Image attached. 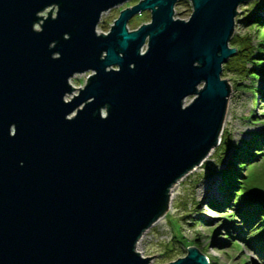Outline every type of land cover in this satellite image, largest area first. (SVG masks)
Listing matches in <instances>:
<instances>
[{
  "label": "water",
  "instance_id": "water-1",
  "mask_svg": "<svg viewBox=\"0 0 264 264\" xmlns=\"http://www.w3.org/2000/svg\"><path fill=\"white\" fill-rule=\"evenodd\" d=\"M128 1L0 0V264H148L140 238L221 142L223 65L251 0H189L187 20L185 0H139L98 33ZM166 264L209 263L190 246Z\"/></svg>",
  "mask_w": 264,
  "mask_h": 264
},
{
  "label": "rangeland",
  "instance_id": "rangeland-1",
  "mask_svg": "<svg viewBox=\"0 0 264 264\" xmlns=\"http://www.w3.org/2000/svg\"><path fill=\"white\" fill-rule=\"evenodd\" d=\"M261 2L263 0H251L238 7L234 35L249 34L253 36L254 44L257 43L258 37L251 31L252 21L248 17L264 18V6H261ZM119 9L118 7L113 8L102 15L97 27L98 33H107L110 30L119 16ZM144 13L134 16L128 22L130 30H135L150 21L149 15ZM191 13V1L185 0L176 4L175 18L187 20ZM232 58L223 66L228 64ZM255 61L260 62V59ZM248 67L257 69L253 64H249ZM252 72L259 73V76L255 80L248 78L244 80L243 83L253 86V90L245 91L237 90L235 83V80L238 79L237 75L233 73L227 75L224 70L221 75L222 79L227 80L231 89L222 135L224 131H228L237 145H240L242 141L250 140L253 133L260 132L264 127V78L261 79L263 73L261 71ZM91 74L92 71L78 74L70 80L72 86L77 89L73 94L67 96L66 100H71L73 95L78 93V88L85 86L87 78ZM192 98H187L186 104ZM254 151L259 153V150L254 149ZM213 154L214 152L205 161L214 163L213 173L208 174L204 168L205 165H201L175 184L170 192L169 211H166L140 238L137 251L143 257L155 255L148 264L168 263L165 252L167 247L173 244L175 237L180 238L183 242L187 241L186 246L181 248L183 252L179 258L186 255L185 251L188 247L194 246L206 256L211 264H264V260L259 258L257 252L242 242L239 236H236L244 231L239 218H235L232 223L236 228L231 230L234 240L229 237L226 222L231 219L228 216L233 214L231 206L234 202L233 197L229 194L235 193L232 190L236 188L230 186L227 187L228 191L226 192L221 190L224 181L222 175L217 172ZM228 157H231V152ZM260 160L262 162L256 166L248 162L242 164L244 170L240 172L242 176L236 178L237 186H240L242 182H249L250 179L252 182L256 181L257 186L264 182V156ZM221 168H225V166H218V170ZM194 239H197V245H193Z\"/></svg>",
  "mask_w": 264,
  "mask_h": 264
},
{
  "label": "trees",
  "instance_id": "trees-1",
  "mask_svg": "<svg viewBox=\"0 0 264 264\" xmlns=\"http://www.w3.org/2000/svg\"><path fill=\"white\" fill-rule=\"evenodd\" d=\"M260 4L264 6V0ZM248 18L252 21L251 31L258 37L257 43L254 44L253 36L249 34L244 36L233 35L230 46L236 49V53L229 63L223 66L225 74L233 73L237 75L236 78L238 79L235 80V83L239 91L253 90L252 85L243 83L246 78L257 79L259 73L252 71H261L263 73L261 79L264 78V18H258L257 16ZM256 59H260V62H256ZM249 64L255 65L257 69L249 68ZM254 149L259 150V153H256L258 151H254ZM230 152L231 157L229 158L228 154ZM213 155H215L213 160L216 161L217 172L222 175L224 181L221 190L226 192L228 191L227 187L230 186L236 188L232 190L235 193L229 194L234 199L231 206L233 214L228 216L232 220L226 222L229 237L234 240L231 230L236 228L232 223L235 218H239L242 221L244 231L239 235L236 234V236H239L242 242L248 245L249 248L254 249L259 258L264 260V182L257 186L256 181H253V183L250 179L249 182H242L240 186L236 185V178L242 176L240 172L244 170L243 163L248 162L256 166L262 162L260 159L264 156V127L260 132L253 133L250 140L242 141L240 145L234 143L233 137L228 131H224L221 142L216 147ZM203 165H205L204 168L208 174L213 173L215 169L213 162H205ZM220 165L225 166V168L218 170ZM196 241L197 239H194L195 243L193 245L198 244ZM186 242L175 237L173 244L167 249L165 248V258L169 262L178 259L183 252L181 248L186 246ZM232 244L235 246L234 243ZM185 254H187V251H185Z\"/></svg>",
  "mask_w": 264,
  "mask_h": 264
},
{
  "label": "flooded vegetation",
  "instance_id": "flooded-vegetation-1",
  "mask_svg": "<svg viewBox=\"0 0 264 264\" xmlns=\"http://www.w3.org/2000/svg\"><path fill=\"white\" fill-rule=\"evenodd\" d=\"M138 2H139V0H129L128 2H126V3H124V4L120 5V6H118V8H120L119 11L121 12L122 10H124V9H126V8L133 7V6H135ZM56 12H57V7H56V6H52V7L48 8V9H47L42 15H43L44 17H47V15H48L49 13H51L52 16H55V15H56ZM145 13L148 14L149 17H151V13H150V12H145ZM145 13H144V14H145ZM119 14H120V13H119ZM149 22H150V21H149ZM149 22H147V23H149Z\"/></svg>",
  "mask_w": 264,
  "mask_h": 264
},
{
  "label": "bare ground",
  "instance_id": "bare-ground-1",
  "mask_svg": "<svg viewBox=\"0 0 264 264\" xmlns=\"http://www.w3.org/2000/svg\"><path fill=\"white\" fill-rule=\"evenodd\" d=\"M182 179H183V178H182ZM182 179H181V180H182ZM181 180H179L178 182H180Z\"/></svg>",
  "mask_w": 264,
  "mask_h": 264
},
{
  "label": "clouds",
  "instance_id": "clouds-1",
  "mask_svg": "<svg viewBox=\"0 0 264 264\" xmlns=\"http://www.w3.org/2000/svg\"><path fill=\"white\" fill-rule=\"evenodd\" d=\"M208 263H209V261H208Z\"/></svg>",
  "mask_w": 264,
  "mask_h": 264
}]
</instances>
